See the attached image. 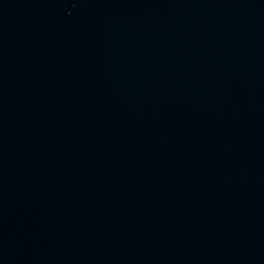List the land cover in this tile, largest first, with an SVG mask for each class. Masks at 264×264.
I'll list each match as a JSON object with an SVG mask.
<instances>
[{
    "label": "water",
    "instance_id": "water-1",
    "mask_svg": "<svg viewBox=\"0 0 264 264\" xmlns=\"http://www.w3.org/2000/svg\"><path fill=\"white\" fill-rule=\"evenodd\" d=\"M0 264H264V0H0Z\"/></svg>",
    "mask_w": 264,
    "mask_h": 264
}]
</instances>
